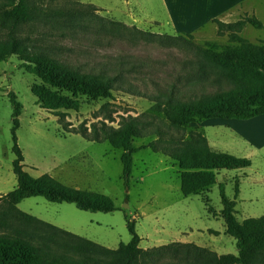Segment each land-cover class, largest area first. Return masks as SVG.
I'll use <instances>...</instances> for the list:
<instances>
[{"label": "rangeland", "instance_id": "1", "mask_svg": "<svg viewBox=\"0 0 264 264\" xmlns=\"http://www.w3.org/2000/svg\"><path fill=\"white\" fill-rule=\"evenodd\" d=\"M40 1L43 5L64 8H80V4L86 13L80 17L96 26L102 19L136 26L129 22L132 21L131 5L128 6L125 0ZM145 1L147 10L157 20L166 21L168 15L163 0ZM132 2L137 6L139 0ZM89 7L98 10L93 11ZM184 22L181 18L178 21L181 27L187 24ZM174 23L179 26L177 19ZM142 30L161 38L158 42H141L135 46L121 42L111 45L105 42L106 46H98L91 34L51 31L44 26L36 29L21 26L13 33L21 48L41 51L77 66L89 64L93 67L102 60L113 63L115 57L124 58L126 63H136L137 69L126 73V76L140 86H147L142 89L150 94L172 91L181 99L204 97L209 105L219 102L221 96L232 89H236L238 96L251 100L259 98L263 86L261 77L228 74L225 68L206 61L200 53V47H206L208 42L217 43L220 51L239 47L240 43L230 42L229 33L214 40L197 41L187 33L172 32L170 27L148 25ZM254 30V33H247L248 38L264 39V29ZM9 32L0 28V45L11 42ZM259 41L250 42L258 45L264 42ZM21 64L18 55L0 61V196L13 191L18 183L13 170L14 107L9 97L13 92L23 106L16 134L25 157V170L37 176L49 169L52 176L67 186L107 195L117 207L110 213L82 211L74 204L53 203L38 196L23 200L18 205L19 209L36 217L42 216L54 225L72 229L82 237L113 249L132 239L127 226L128 217L136 223V231L143 238L142 247L160 245L161 240L166 243L186 240L220 255L239 254L237 240L227 234L225 221L220 216L223 209L220 185L225 186L227 196L233 199L236 180H240L241 194L236 201V216L240 222L264 215L263 117L249 119L248 129L262 139L261 144L255 145L258 150L249 157L252 166L219 172L220 184H215L208 193L211 213L201 196L182 193L179 166L163 153L150 148L139 150L134 156L133 173L127 189L121 161L123 150L115 149L108 142H90L71 132L82 123L90 127L101 121L108 126L120 127L123 117L132 116L147 124L144 130L153 131L161 127L168 130L169 135L181 136V131L169 126L156 102L122 91H115L111 99L98 101L75 98L43 84ZM242 84L245 87L237 91ZM232 122L231 127L236 128L239 120ZM197 130L201 129L191 125L185 131L186 138ZM156 137L150 135L135 139L133 144L136 148L148 146ZM142 213L143 216L140 215ZM164 258L176 259L172 256ZM257 264H264V256Z\"/></svg>", "mask_w": 264, "mask_h": 264}, {"label": "trees", "instance_id": "2", "mask_svg": "<svg viewBox=\"0 0 264 264\" xmlns=\"http://www.w3.org/2000/svg\"><path fill=\"white\" fill-rule=\"evenodd\" d=\"M78 6L80 8H64L43 5L40 0H0V28L8 29L11 39L7 45H0V61L18 55L22 61L21 67L34 74L43 84L65 91L75 98L86 97L98 101L111 99L115 91H122L156 102L169 126L181 131V136L169 135V131L161 127L153 131L144 130L147 124L139 117L132 116L123 117L120 127L108 126L105 121H101L90 127L82 123L71 132L80 134L90 142H108L115 149L123 150L121 161L127 189L135 154L145 148L163 153L179 166L182 193L185 196L202 195L206 207L212 213L211 200L207 195L218 183L219 172L248 168L252 161L212 151L201 130L192 131L188 138L185 131L192 124H200L208 119L247 120L264 115V42L253 44L241 36L247 24L261 29L263 23L257 17L248 15L229 24L216 20L218 36L229 33L230 42L241 45L236 49L220 51L217 43L208 42L206 47H200L203 59L225 68L228 74L259 76L263 79V86L256 100L238 96L236 89H232L221 96L219 102L209 105L204 97L181 99L172 91L158 95L146 92L142 87L147 86H140L126 76V73L137 69L138 64L126 63L124 58L115 57L113 63L102 60L93 67L89 64L77 66L50 54L20 47L13 31L21 26L34 29L44 26L51 31L91 34L98 46H106L105 42L109 45L121 42L135 46L141 42H158L161 38L160 35L113 19H102L96 26L80 17L86 13L81 9L83 6ZM89 9L98 10L95 7ZM243 85L237 91L243 89ZM9 97L14 107L13 170L18 186L0 196V264H257L264 256V215L242 222L236 216L239 179L236 180L233 199L227 196L225 186L222 183L220 185L223 204L221 216L227 234L237 240L238 255H220L195 243L180 241L143 249L140 247L142 238L136 231V223L128 217L127 226L132 239L112 249L22 211L18 205L23 200L38 196L53 203L74 204L82 211L110 213L116 211L117 207L107 195L66 186L48 174L35 178L25 170V157L16 134L23 106L15 93H9ZM150 135L157 137L148 146H134L135 139Z\"/></svg>", "mask_w": 264, "mask_h": 264}, {"label": "crops", "instance_id": "3", "mask_svg": "<svg viewBox=\"0 0 264 264\" xmlns=\"http://www.w3.org/2000/svg\"><path fill=\"white\" fill-rule=\"evenodd\" d=\"M125 1L128 6L131 5L130 17L132 18V21L129 22L133 23V25L138 26L140 29H146L148 25H154L163 28L170 27L172 29L171 30L172 32L187 33L190 36H193L197 41H210L218 38V24L216 20L229 24V23H235L241 20L244 16L248 15V16L257 17L264 25V0H186L185 11L180 6L179 3L180 0H163V4L166 13L168 15V18L165 19L166 21L157 20L153 16V14H151V12L147 10L146 8L147 2L145 0H139L137 6L133 5L132 0H125ZM137 7L140 9L141 12H139ZM180 18L185 20L184 23L187 24L186 25L183 24L181 27V24L178 23ZM176 19H177V24L179 26H176L174 23ZM254 29H258V28H255L251 24H247L243 32L241 33V36L244 37L245 39L250 40L251 42H260L259 40L264 41V39L248 38L247 33L248 34L254 33L255 31ZM261 29L263 30L264 27ZM258 117L264 118V115L257 116L254 118H258ZM233 120L235 119L214 118V119L205 120L200 124L194 123L192 125H195V127L200 128L204 132V135L208 139V143L212 151L224 152L234 155L236 157L238 156L240 158L249 159L250 155L253 154L256 150H258L255 145L261 144L262 139L260 138V135H255L253 134V131H251V129L250 130L248 129L250 123L249 119L248 120L237 119L239 120V122H236V128L231 127L230 125V124L233 125L234 123L232 122ZM24 164L26 169L25 161ZM46 170L47 171H44V173H40L37 176H34L32 173L28 171L27 172L35 178H39L45 174H48L52 178L58 180L57 178L52 176L51 173H49V169ZM219 175L220 174H218V176ZM218 180L219 179L217 177V181ZM58 181L61 182L60 180ZM218 184H220L219 181ZM17 186L18 183L16 187ZM199 196H201L202 198V195ZM140 215L143 216L144 214L142 213ZM37 217L46 222L51 223L49 220L45 219L42 216H37ZM56 226L60 227L59 225ZM61 228L75 233V231H73L72 229L65 227H61ZM179 241L184 243H193L186 240L184 241L179 240ZM160 242H161L160 245L146 246V247H142L140 243V247H142L143 249H149L156 246L169 244L163 240H161ZM172 242H176V241H172Z\"/></svg>", "mask_w": 264, "mask_h": 264}, {"label": "bare ground", "instance_id": "4", "mask_svg": "<svg viewBox=\"0 0 264 264\" xmlns=\"http://www.w3.org/2000/svg\"><path fill=\"white\" fill-rule=\"evenodd\" d=\"M179 3H180V6L182 7V9L185 11V9H186V0H180Z\"/></svg>", "mask_w": 264, "mask_h": 264}]
</instances>
